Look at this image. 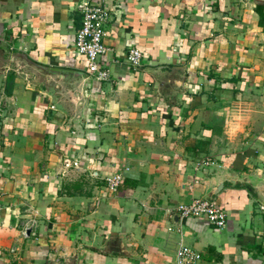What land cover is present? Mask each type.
I'll return each instance as SVG.
<instances>
[{"label":"crops","instance_id":"1","mask_svg":"<svg viewBox=\"0 0 264 264\" xmlns=\"http://www.w3.org/2000/svg\"><path fill=\"white\" fill-rule=\"evenodd\" d=\"M76 1L0 0V264H264V0H121L79 101L43 70L87 71ZM210 197L226 226L177 214Z\"/></svg>","mask_w":264,"mask_h":264},{"label":"built area","instance_id":"2","mask_svg":"<svg viewBox=\"0 0 264 264\" xmlns=\"http://www.w3.org/2000/svg\"><path fill=\"white\" fill-rule=\"evenodd\" d=\"M73 8L82 16V24L76 32L75 48L87 60V72L97 81L112 80V72L102 58L110 48L105 43L108 36V25L115 18L121 17V0H77ZM14 49V47H12ZM144 54L137 47H131L127 56L131 69H139L143 65ZM215 161L205 157L199 160L198 166L214 164ZM123 179L122 174L109 178V187L116 190ZM0 190V199L2 198ZM177 212L185 217L207 219L211 224L222 228L227 224V212L215 197L199 198L191 203L179 204ZM264 214V203H259ZM34 223V221L32 222ZM202 256L194 248L181 245L176 252V264H199Z\"/></svg>","mask_w":264,"mask_h":264},{"label":"water","instance_id":"3","mask_svg":"<svg viewBox=\"0 0 264 264\" xmlns=\"http://www.w3.org/2000/svg\"><path fill=\"white\" fill-rule=\"evenodd\" d=\"M43 70L47 73L46 76L49 80L52 81L53 84H59L58 86H62L64 88L70 89V96L76 101L83 99V97L89 94L88 89L85 88L86 83L95 80L87 71L82 69H72L54 65L43 66ZM62 87V88H63ZM82 104V103H81ZM83 106V105H82ZM257 193L259 198L264 203V199L261 198V193L259 189H257ZM180 215L179 213H177ZM175 215V219L178 218V215ZM32 228L29 227L26 229L27 235H30Z\"/></svg>","mask_w":264,"mask_h":264},{"label":"rangeland","instance_id":"4","mask_svg":"<svg viewBox=\"0 0 264 264\" xmlns=\"http://www.w3.org/2000/svg\"><path fill=\"white\" fill-rule=\"evenodd\" d=\"M259 170L253 175V182L254 185L261 186L262 188L259 189L261 193V198L264 197V161H261L260 165L257 166Z\"/></svg>","mask_w":264,"mask_h":264}]
</instances>
